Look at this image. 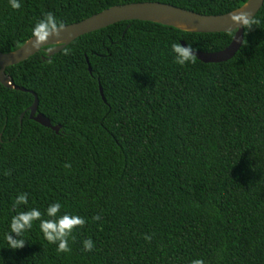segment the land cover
<instances>
[{
	"label": "trees",
	"instance_id": "trees-1",
	"mask_svg": "<svg viewBox=\"0 0 264 264\" xmlns=\"http://www.w3.org/2000/svg\"><path fill=\"white\" fill-rule=\"evenodd\" d=\"M143 1L220 15L248 0H19L18 10L0 0V52L22 46L47 12L67 25ZM254 18L218 63L177 64L171 45L216 52L235 31L130 20L7 67L29 91L0 81V264H264V4ZM30 90L59 132L30 118ZM23 192L28 204L14 207ZM57 202L58 215L86 220L70 252L39 220L9 248L12 216L36 208L48 219Z\"/></svg>",
	"mask_w": 264,
	"mask_h": 264
},
{
	"label": "water",
	"instance_id": "water-1",
	"mask_svg": "<svg viewBox=\"0 0 264 264\" xmlns=\"http://www.w3.org/2000/svg\"><path fill=\"white\" fill-rule=\"evenodd\" d=\"M263 4L264 0H248L241 7L220 15L201 14L193 10H188L169 3L158 1L131 2L112 6L79 22L65 25V27L61 30V36L59 38L50 37L49 43L45 44L43 47L38 49L34 48L32 46V41L35 38L31 37L22 46L14 51L8 53L0 52V81L7 87L26 91L27 89L16 86L13 80L6 75L7 67L28 59L39 52L42 48H45L48 55H53L84 34L105 28L120 21L130 20L160 23L188 32L210 33L235 31L232 42L223 50L216 52L194 50L197 55L196 57L206 63L227 61L231 59L240 49L243 43L245 30L243 27L236 29V23L230 19V16L233 13L249 12L255 17ZM57 39L60 41H56ZM182 44L187 46L184 41H182ZM49 49L52 50L49 51ZM89 70L91 71L90 66ZM30 92L35 97L34 102L30 107V118L48 128L55 130L56 132H59L60 126L53 125L49 118L38 112L39 98L34 91L30 90ZM100 92L105 100L101 86ZM23 116L24 114L21 116V121Z\"/></svg>",
	"mask_w": 264,
	"mask_h": 264
},
{
	"label": "clouds",
	"instance_id": "clouds-1",
	"mask_svg": "<svg viewBox=\"0 0 264 264\" xmlns=\"http://www.w3.org/2000/svg\"><path fill=\"white\" fill-rule=\"evenodd\" d=\"M10 4L13 9L18 10L21 7L19 0H10ZM230 19L236 23V29L243 27L244 29L251 30L253 25H259L260 23V21L255 19L249 12L233 13ZM64 27V23L58 21L52 12L45 13L43 18L38 20L32 29V37L35 38L32 41V46L38 49L48 44L50 37L59 38L61 36V30ZM56 41L60 40L57 39ZM171 47L175 54L174 58L177 64L185 65L186 62L195 63L197 55L191 45L184 46L181 43H173ZM51 50L52 49H49V51ZM64 53L67 55L68 49H64ZM49 63H51L50 60ZM65 167L69 168L70 164L66 163ZM5 175H10V171L5 172ZM27 204V192L20 193L13 201L14 207ZM61 207L59 202L49 205L46 210V214L49 217L48 219H43V214L36 208L17 212L12 216L10 232L6 234L9 248L13 250L23 248L26 241L21 237L26 231L32 228L34 221L39 220V227L44 238L50 244L57 245L56 251L58 253L70 252L69 238L75 239L73 236L74 230L83 228L86 224V220L84 217L72 215L67 212L58 215ZM100 218L99 215L92 217L93 220H99ZM145 239L151 240V237L145 236ZM83 246L85 251H91L95 247L91 239L84 240ZM191 264H205V262L202 259H195L191 261Z\"/></svg>",
	"mask_w": 264,
	"mask_h": 264
}]
</instances>
